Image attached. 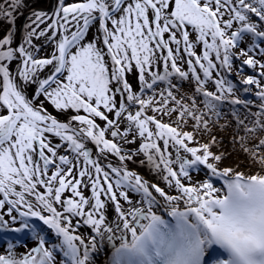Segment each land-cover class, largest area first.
Segmentation results:
<instances>
[{
    "label": "snow or ice",
    "instance_id": "obj_1",
    "mask_svg": "<svg viewBox=\"0 0 264 264\" xmlns=\"http://www.w3.org/2000/svg\"><path fill=\"white\" fill-rule=\"evenodd\" d=\"M29 7L0 0V264H264V0Z\"/></svg>",
    "mask_w": 264,
    "mask_h": 264
},
{
    "label": "bare ground",
    "instance_id": "obj_2",
    "mask_svg": "<svg viewBox=\"0 0 264 264\" xmlns=\"http://www.w3.org/2000/svg\"><path fill=\"white\" fill-rule=\"evenodd\" d=\"M54 3H55V0H29L30 7L27 10H22L23 15H21L20 18L17 20L16 27L19 29L20 26L25 23V18L30 14L31 10L35 9V10L49 11L53 7ZM3 27H6V25H3ZM0 35H2V33H0ZM17 38H19V36ZM49 50L50 49H46L45 51H49ZM62 119H63V117H62ZM217 135L222 136L224 142L222 145H220L219 147H214L212 150L214 152L223 151V152L228 154V158L224 161V166L239 165V168L237 169L238 171H243V172H246L248 174H251V172L254 171V168L249 166L248 159L241 152L233 150L232 144L229 143V133H217ZM130 167L139 171L146 178L153 180L154 182H159L157 180V178L153 175H150L146 169L137 168L136 165H130ZM203 178H204L203 173H200L199 175H194V177H193L194 181L201 180ZM217 186H219V184ZM159 214L163 215L165 219H170V217H168L166 215V213L163 211H161ZM37 223H39V222H37ZM17 235L20 236L21 233L17 234ZM49 238H51L50 233H49ZM24 243L28 247H31L34 244V242L31 240L30 236L24 240ZM0 244H3L4 246H6V241L0 240ZM20 251H24V249L22 247H20ZM111 253H112V249L106 248L101 253V255L98 257L97 264H108V261L111 257Z\"/></svg>",
    "mask_w": 264,
    "mask_h": 264
},
{
    "label": "flooded vegetation",
    "instance_id": "obj_3",
    "mask_svg": "<svg viewBox=\"0 0 264 264\" xmlns=\"http://www.w3.org/2000/svg\"><path fill=\"white\" fill-rule=\"evenodd\" d=\"M69 2H71V0H69ZM5 218H6V219H8V217H7V216H6ZM4 234H5V236L7 235L8 237H10V236H11V234H9V233H8V234L4 233Z\"/></svg>",
    "mask_w": 264,
    "mask_h": 264
}]
</instances>
